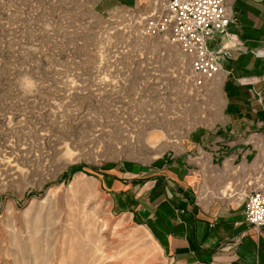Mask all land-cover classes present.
I'll return each mask as SVG.
<instances>
[{
	"label": "rangeland",
	"instance_id": "rangeland-1",
	"mask_svg": "<svg viewBox=\"0 0 264 264\" xmlns=\"http://www.w3.org/2000/svg\"><path fill=\"white\" fill-rule=\"evenodd\" d=\"M122 26L90 0H0V264H171L106 177L188 154L203 197L231 203L260 173L264 142L228 179L190 143L225 125V79L188 93L178 52Z\"/></svg>",
	"mask_w": 264,
	"mask_h": 264
},
{
	"label": "crops",
	"instance_id": "crops-1",
	"mask_svg": "<svg viewBox=\"0 0 264 264\" xmlns=\"http://www.w3.org/2000/svg\"><path fill=\"white\" fill-rule=\"evenodd\" d=\"M90 1L103 14L115 8L149 10L153 3ZM225 3L235 21L226 34L209 42V48L222 47L231 55L221 62L220 76L225 79L229 120L218 130L194 134L190 143L194 149L204 150L206 162L219 164L218 172L223 170L220 178L228 179L238 165L246 167L264 142V0ZM187 157L179 154L171 164L155 170L114 171L116 174L106 177V190L135 224L150 229L171 264H264V229L257 231L245 221V202L235 197L231 203H222V196L229 195L227 190L220 198L206 200L202 177L195 167L190 170ZM213 172L212 177L218 178Z\"/></svg>",
	"mask_w": 264,
	"mask_h": 264
},
{
	"label": "built area",
	"instance_id": "built-area-1",
	"mask_svg": "<svg viewBox=\"0 0 264 264\" xmlns=\"http://www.w3.org/2000/svg\"><path fill=\"white\" fill-rule=\"evenodd\" d=\"M107 16L122 19V29L125 27L130 36L140 41L163 40L178 52L177 81L190 94L205 96L207 90L211 91L213 82L221 76V62L231 56L222 47L209 48V42L226 34L235 21L225 0H153L149 10L115 8ZM162 56L169 60L170 54L164 50ZM205 166L216 169L206 160ZM259 171L246 180L236 178L235 183L242 186L240 200L245 202V221L257 231L264 229V161Z\"/></svg>",
	"mask_w": 264,
	"mask_h": 264
}]
</instances>
